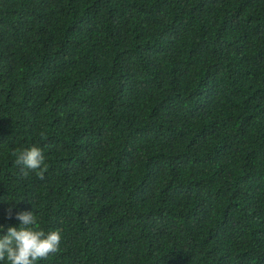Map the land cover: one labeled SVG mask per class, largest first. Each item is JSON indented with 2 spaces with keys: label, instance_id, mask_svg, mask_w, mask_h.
<instances>
[{
  "label": "trees",
  "instance_id": "trees-1",
  "mask_svg": "<svg viewBox=\"0 0 264 264\" xmlns=\"http://www.w3.org/2000/svg\"><path fill=\"white\" fill-rule=\"evenodd\" d=\"M34 209L39 264H264V0H0V225Z\"/></svg>",
  "mask_w": 264,
  "mask_h": 264
},
{
  "label": "clouds",
  "instance_id": "clouds-1",
  "mask_svg": "<svg viewBox=\"0 0 264 264\" xmlns=\"http://www.w3.org/2000/svg\"><path fill=\"white\" fill-rule=\"evenodd\" d=\"M14 163L26 172L42 175L46 169L44 151L39 146H31L15 154ZM11 204L9 218L16 208L15 200ZM18 226L0 225V264H39L60 250L62 234L59 230L45 231L40 226V217L36 210L16 212Z\"/></svg>",
  "mask_w": 264,
  "mask_h": 264
}]
</instances>
